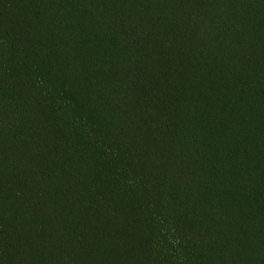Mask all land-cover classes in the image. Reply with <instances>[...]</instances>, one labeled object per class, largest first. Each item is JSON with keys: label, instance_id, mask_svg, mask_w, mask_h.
Instances as JSON below:
<instances>
[{"label": "trees", "instance_id": "1", "mask_svg": "<svg viewBox=\"0 0 264 264\" xmlns=\"http://www.w3.org/2000/svg\"><path fill=\"white\" fill-rule=\"evenodd\" d=\"M0 264H264V0H0Z\"/></svg>", "mask_w": 264, "mask_h": 264}]
</instances>
